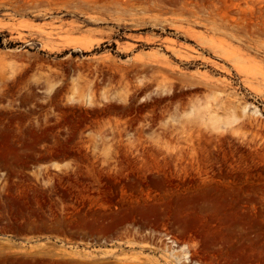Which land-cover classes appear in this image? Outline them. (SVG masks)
Instances as JSON below:
<instances>
[{"label": "rangeland", "instance_id": "obj_1", "mask_svg": "<svg viewBox=\"0 0 264 264\" xmlns=\"http://www.w3.org/2000/svg\"><path fill=\"white\" fill-rule=\"evenodd\" d=\"M0 264H264V0H0Z\"/></svg>", "mask_w": 264, "mask_h": 264}, {"label": "bare ground", "instance_id": "obj_2", "mask_svg": "<svg viewBox=\"0 0 264 264\" xmlns=\"http://www.w3.org/2000/svg\"><path fill=\"white\" fill-rule=\"evenodd\" d=\"M75 49H76V50H80L81 48H80L79 46H76ZM145 54H146V53H145ZM160 54H162V53H160ZM111 60H114V59L111 58ZM245 110H246V108H244V111H245Z\"/></svg>", "mask_w": 264, "mask_h": 264}]
</instances>
